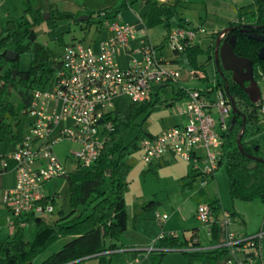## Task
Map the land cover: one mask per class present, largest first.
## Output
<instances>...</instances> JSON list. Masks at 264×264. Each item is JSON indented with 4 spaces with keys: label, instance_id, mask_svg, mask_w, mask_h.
<instances>
[{
    "label": "trees",
    "instance_id": "16d2710c",
    "mask_svg": "<svg viewBox=\"0 0 264 264\" xmlns=\"http://www.w3.org/2000/svg\"><path fill=\"white\" fill-rule=\"evenodd\" d=\"M140 2L146 8L142 20L147 29L162 25L169 33L176 28L191 26L181 12L188 0H125L117 7L104 9V15L101 11L90 13V19L85 22L89 24L92 18H96L103 27L105 20L123 15ZM25 13L19 23L10 20L0 32V141L7 138L12 145L21 142L28 129L26 111L32 104V90L47 85L61 69L59 56H43L44 49L37 44L36 27L44 22L54 24L55 19L82 24L78 18L85 14L49 11L50 18L45 20V12L32 5L25 9ZM263 25L264 0H253L252 4L239 8L237 19L228 25L232 28L230 35L236 36L234 52L252 60L254 78L258 83L264 76V58L259 57L264 41H258L254 36L264 35ZM217 35L207 50L206 62H199V56L204 52L199 45L177 53L173 61L185 70L204 72L206 63L215 58ZM165 44L166 38L156 46L157 50L161 51ZM9 51L18 54L16 60L8 58ZM23 54L31 55L28 70H21L20 58ZM14 70H17L15 78ZM222 71L217 70L215 80L219 86L229 85L228 93L236 101L237 114L223 135L218 169L226 168L232 199L264 201V115L259 111V104L251 101L245 88L234 82L232 72ZM206 79L205 76L203 80ZM169 85L154 87L151 98L143 102L136 103L127 98L116 100L114 109L107 115L113 123V130L108 134L100 157L90 168H77L66 177L70 211H61L53 222L32 215L15 218L18 228L11 231L6 239L0 240V264H83L89 258H96L98 264H113V255L122 248L119 242L128 226L125 194L132 168L130 156L139 148L142 139L152 135L146 120L154 111L171 108L178 101L188 98V91L179 88L172 99H162V91ZM248 85L249 82H246L245 86ZM140 118L143 120L137 124ZM135 126H138V132L126 144L125 138ZM215 174L209 184L198 189L196 194L197 198L204 200L198 205L206 203L219 213L222 211L220 198L209 188ZM198 182L197 175L181 179L183 190L196 188ZM149 204L137 210L135 218L152 210ZM23 221L35 226L31 240L25 236V226H19ZM258 231H264V219ZM218 234L219 225L216 223L212 227L211 241L216 240ZM195 236L194 233L190 239L181 241L173 235L161 238L149 253V264H165L167 253L172 249H180L190 264H216L228 255L227 248L184 251L185 247L199 245V242L192 243ZM62 238L69 240L60 250L36 263L41 254Z\"/></svg>",
    "mask_w": 264,
    "mask_h": 264
},
{
    "label": "built area",
    "instance_id": "2783aa9c",
    "mask_svg": "<svg viewBox=\"0 0 264 264\" xmlns=\"http://www.w3.org/2000/svg\"><path fill=\"white\" fill-rule=\"evenodd\" d=\"M101 13L104 15L103 10ZM120 18L121 15L104 21L103 28L109 35L96 47L82 42L64 46L58 57L61 69L56 77L32 90V104L26 111L29 126L22 141L15 145L9 143L5 150L0 147V175L16 172L13 186L0 187V207L5 208L10 231L18 228L17 217L53 215L60 193H50L46 184L67 177L77 168H90L98 160L113 130L107 115L117 99L143 102L151 98L154 87L180 79L183 68L160 54L157 45L145 35L147 28L142 17L137 18L140 29ZM209 32L203 26L176 28L166 33V45L176 56L187 47L198 45L201 36ZM225 36L221 34V38ZM190 72L194 78H205L194 70ZM259 86V111L264 115V76ZM187 91L188 98L174 109L183 121L145 137L138 150L146 165L168 155L187 161L193 175L198 177V190L209 184L218 169L223 135L232 119L233 107L227 86H219L216 80L203 88ZM62 140L78 145L67 158L75 163L73 169L55 152V145ZM195 216L207 227L210 238L216 223L219 234L208 246L199 243L185 247L184 251L227 248L229 253L221 261L223 264H253L262 256L264 231L239 232L233 228L236 215L227 210L217 213L206 203L197 206ZM155 218L164 220L168 215L156 212ZM26 225L24 221L19 224ZM168 235H160L145 249L148 256L160 239ZM196 242H199L197 236L192 240ZM128 264L142 263L134 258Z\"/></svg>",
    "mask_w": 264,
    "mask_h": 264
},
{
    "label": "crops",
    "instance_id": "0c3cea01",
    "mask_svg": "<svg viewBox=\"0 0 264 264\" xmlns=\"http://www.w3.org/2000/svg\"><path fill=\"white\" fill-rule=\"evenodd\" d=\"M7 3H9L8 0H0V8H3ZM190 3L191 2L188 0L183 8L190 6ZM194 3H200L198 17L201 19V22L195 24L189 17L184 16L183 13L182 16L185 17L192 26H203L210 29V32L201 36L198 42V45H201L203 41H206V47L209 48L212 45L215 34L228 28L229 23L237 19L238 9L252 4L253 0H200L199 2ZM120 4L121 2L116 0H43V4L36 9L44 11L49 7H53L55 11L60 10L72 13L83 12L85 14H90L97 13L106 8L117 7ZM200 10H202V12H200ZM2 16L6 22H0V32L6 28L7 25H5V23L11 20L10 13L8 15L3 14ZM208 22L213 24L209 27L207 26ZM135 25L138 29L141 28L139 23ZM107 33L108 36L109 32L107 31ZM166 33L165 28L162 25H159L146 29L145 35L158 45L165 39ZM160 54L163 57L169 56L165 53L164 49L160 51ZM206 60L207 59L201 61L200 59L199 62L204 63ZM123 62L125 64L127 63L126 60ZM216 72L217 65L215 64V60H211L206 63L204 72L200 70L196 71L198 75H211L209 82L215 80ZM208 78L209 77H207V79ZM200 80L202 81L203 79ZM194 81L198 82L199 80L196 79ZM176 83L179 84L180 88H183L186 91L205 87V85L202 86L199 84V86L188 87L185 86L180 79ZM183 100L178 101L174 108L177 105H181ZM165 116L170 117V115L151 116L149 119L150 121L147 123V128L152 134L159 133L166 128L179 124L183 121V117L176 114L174 111L172 116L175 119H173L170 125L164 126L161 121ZM131 161L133 162V167L128 176L129 185L125 194L128 212V226L127 230L121 237V241L119 242L122 245V248L118 250V252H115L126 254L124 264H128V262L134 258L139 259L141 263L143 260L148 261L149 263V256L145 249L152 246L154 241L162 234H176L181 241L190 239L195 233L199 238V243L202 246H208L211 243L208 229L205 225L200 223L195 216L198 202L195 205L191 201L192 198L198 199L196 194L197 189L183 190L181 184L182 178H188L193 175L191 165L187 161L175 158L171 155L146 165L142 162L141 155L139 153L135 157H132ZM3 176L4 175H0V181ZM213 183L214 181L211 184ZM0 187L2 186L0 185ZM152 201L156 202V204H149ZM148 204L152 210L144 212L135 218L136 211L141 208L143 209V207ZM243 209V205L238 204L233 211L231 210L236 213L237 217L236 224L233 228L239 232L247 234L256 233L259 230L258 228H248L244 230L238 228L242 222L246 221L243 215ZM222 210L230 211L225 208L223 204ZM156 212L167 214L168 218L164 220H157L155 218ZM66 239L67 241L69 240L68 238ZM158 244L159 242L157 245ZM172 251L181 252L183 254L180 249L170 250V252ZM183 255L178 256H182V258H184L185 255L184 257ZM170 256L171 254L166 256L165 264H168V258H170ZM177 258L180 261V264H184L181 263L180 257ZM83 264H98V261L96 258H89L84 261ZM192 264L201 263L196 262ZM216 264L223 263L219 261ZM253 264H264V244H262V256L259 259H256Z\"/></svg>",
    "mask_w": 264,
    "mask_h": 264
},
{
    "label": "rangeland",
    "instance_id": "374dc122",
    "mask_svg": "<svg viewBox=\"0 0 264 264\" xmlns=\"http://www.w3.org/2000/svg\"><path fill=\"white\" fill-rule=\"evenodd\" d=\"M189 1L191 2L190 6L183 8L182 13L184 16L189 17L195 24H198L201 22V19L198 17L200 3H194V2H199L200 0H189ZM8 2L9 3H7L3 8H0V22L5 21V19L2 18L3 14L8 15L10 13L11 16L10 19L19 23L21 19L26 15L25 13L26 8L32 5L36 9L43 4V0H8ZM145 9L146 8L143 3L141 2L137 3L134 5V7L131 10H128L123 15H121L122 17L119 20L122 21L129 20L128 22L130 23L135 22L134 24H137L139 23L137 18L143 16ZM49 11H55V10L53 9V7H49L44 10L45 13ZM200 12H202V10H200ZM7 23H5V25H7ZM212 24L208 22L207 26L210 27ZM36 33H37V44L44 49L43 56H49V57H53L55 55L60 56L64 46L66 44L73 42H82L84 45H91L93 47H96L98 43L101 40H103L108 34L107 30L103 28L100 25V23L97 22L96 18H92L89 24L86 23L85 21H83L82 24H74L64 20L55 19L54 24H48L47 22H44L43 24L37 26ZM162 42L163 41H161V43ZM199 46L204 51L199 56V60L201 59L202 61L207 59L208 57L207 54L208 48L206 47V41L205 42L203 41ZM163 49L165 50V53H167V55H169L171 58L169 56H165V57L174 60L176 56L174 52L169 48V46L165 44ZM20 64H21V70H28L31 65V55L30 54L21 55ZM205 76L209 78L201 81L199 78H194L190 70L182 69L180 81L183 82V84L188 87L199 86V85L203 86L206 85V83H209V79L211 75H205ZM196 79L199 81L195 82L194 80ZM179 88L180 87L178 83L170 84L169 86L163 89L162 99L164 100L172 99L175 95V92L178 91ZM173 108L174 106L171 108L170 107L163 108L154 111L152 114L149 115L146 122L148 123L150 121L149 119L153 115H157V116L170 115V117L165 116L164 119L161 121L164 126L170 125L173 119H175L172 116L174 114V109H175ZM142 120L143 119L140 118L137 121V124H140ZM137 132H138V126H135L125 138V143L129 144L135 138ZM8 144H9L8 139L7 138L4 139L0 143L1 149L4 150L7 149ZM77 147H78L77 144L69 140H62L55 145V152L57 156L60 158V160L65 161L67 167L70 169H73L75 167V163L71 160H68L67 158L68 155L70 154V151L76 149ZM139 153L140 152L138 149L132 151L130 159L132 157H135ZM132 167H133V162H132ZM3 175L4 176L0 181V185L2 187L5 188L11 187L15 184V178H16L15 171H9ZM46 188L49 189L50 193L53 192L60 193V198L58 199L55 208V213L45 218L48 222H53L57 219L61 211H63L64 213H68L71 209L69 204V196H70L69 184L66 177H61L49 181L46 184ZM209 188L213 193H215V195H217L220 198L221 205L223 204V206L228 210H230V212H232L237 207L238 204L243 205L244 207L243 215L246 221L242 222L241 225L238 226V228L242 230L248 228L250 229L261 228L264 219V201L262 199H254L249 201L232 199L230 194L229 178L225 167H221L218 169V171L215 174L214 183L210 184ZM191 201L196 205L197 202L204 200L200 198L198 199L192 198ZM0 227L2 228L0 232V240H4L11 233L10 229L7 226V213L4 207H0ZM24 233L27 239L29 240L33 239V236L35 234V226L30 224L26 225L24 228ZM66 241H67L66 238H62L58 242L54 243L50 248H48L43 254H41L36 259V263L42 262L51 254L60 250ZM168 254H171L170 258H168V264H180V261L178 260L177 257L181 258V263L184 264L189 263L187 262L186 257H184V255L181 252L169 251L167 253V256ZM178 255H183L184 258ZM125 260H126V254L115 253L113 255V264H124ZM142 264H149V263L148 261L143 260Z\"/></svg>",
    "mask_w": 264,
    "mask_h": 264
},
{
    "label": "water",
    "instance_id": "95a60500",
    "mask_svg": "<svg viewBox=\"0 0 264 264\" xmlns=\"http://www.w3.org/2000/svg\"><path fill=\"white\" fill-rule=\"evenodd\" d=\"M49 18H50V13L46 12L44 14V19L47 20ZM89 19H90L89 14H84L78 18L80 22L87 21ZM231 31H232L231 27L224 29L216 39L214 60H215V64L217 65V70L221 71V73H223L222 69L225 71H231L234 82L245 88V91L249 94L252 102L258 103L260 100V86L259 83L254 78L253 62L250 58L239 56L234 52V47L236 44V36L234 34L230 35ZM222 33L226 34L224 38H221ZM254 38L257 39L258 41H264V35H259V36L255 35ZM17 56L18 54L16 52L13 51L8 52V58L12 61L16 60ZM259 57L261 59L264 58V45L259 51ZM16 75H17V70H14L13 77L15 78ZM246 82H249L248 86H245ZM226 86L228 90L229 85L227 84ZM230 99L233 107L232 119H234L235 114H237L236 101L234 97H232L231 95H230ZM242 132L243 130L241 131V133ZM238 140L240 142V136ZM263 199H264V193H263Z\"/></svg>",
    "mask_w": 264,
    "mask_h": 264
}]
</instances>
